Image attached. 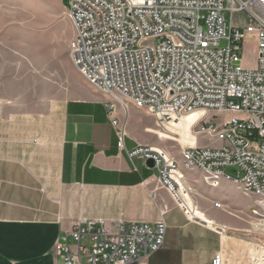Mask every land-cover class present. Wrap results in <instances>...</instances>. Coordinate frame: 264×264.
I'll return each mask as SVG.
<instances>
[{
  "label": "built area",
  "instance_id": "1",
  "mask_svg": "<svg viewBox=\"0 0 264 264\" xmlns=\"http://www.w3.org/2000/svg\"><path fill=\"white\" fill-rule=\"evenodd\" d=\"M66 13L74 27L71 60L89 85L109 96L108 110L127 102L146 108L163 133L177 118L201 112L194 143L181 145L179 158L148 145L127 155L153 162L158 185L187 218L200 221L197 180L187 182L193 175L210 188L234 183L251 198L249 214L264 229V0H68ZM247 38L253 68L242 62ZM124 135L122 128L119 147ZM213 207L222 208V201ZM165 232L163 219H80L54 250L62 264H147ZM207 264H224L223 254Z\"/></svg>",
  "mask_w": 264,
  "mask_h": 264
},
{
  "label": "crops",
  "instance_id": "2",
  "mask_svg": "<svg viewBox=\"0 0 264 264\" xmlns=\"http://www.w3.org/2000/svg\"><path fill=\"white\" fill-rule=\"evenodd\" d=\"M0 38V264H62L54 244L80 219L148 224L163 219L164 242L147 264H207L216 252L224 264L248 263L246 254L257 245L255 238L245 239L253 236L246 222H256L249 212L239 216L227 210L225 216L207 211L202 202L194 213L200 221L187 218L158 185L152 162L127 155L158 142L125 133L118 146L124 125L114 126L112 119L118 120L123 105L108 110L109 96L50 97L43 109H27L19 78L11 80L6 70L3 52L9 43ZM153 126L146 125L145 132L155 134ZM200 185L197 180L195 189ZM220 189L240 192L224 180ZM243 197L250 205L251 198ZM210 208L218 209L213 203ZM205 235L214 236L212 249L193 262L188 243L203 247Z\"/></svg>",
  "mask_w": 264,
  "mask_h": 264
},
{
  "label": "rangeland",
  "instance_id": "3",
  "mask_svg": "<svg viewBox=\"0 0 264 264\" xmlns=\"http://www.w3.org/2000/svg\"><path fill=\"white\" fill-rule=\"evenodd\" d=\"M67 5L68 0H0V37L2 36L3 41L9 43V51L3 52V57L9 60L6 70L11 80L15 77L19 78L20 90L26 92L27 109L32 106L43 109L50 97L106 96L86 82L71 60L69 43L74 35V27L66 13ZM224 15L228 23L229 13L225 12ZM242 62L246 68H253L256 62L255 49L248 38L244 40ZM125 104L118 105L119 112L116 117L119 124L124 125L127 136L154 138L158 142L156 147L165 149L176 158L180 155V143L188 145L194 143L190 128L194 119L200 115L199 112L185 115L171 122L173 126L168 129L181 136L162 133L158 130L155 131L159 134L160 137H158L144 130V127L151 122L155 128L154 119L148 114L146 108L136 107L130 102ZM203 143V139L199 138L198 144ZM224 171L231 176L236 175L231 167H226ZM194 179L201 183L198 189H195L198 193L199 207L203 202L202 205L207 211H215L225 216L227 210H232L239 216L249 212V201L247 202L241 191L240 193L235 189L210 188L205 186L201 179L197 177ZM217 200L222 201V208L211 209L210 203ZM252 223L246 222V225L249 230H252L253 236L250 235L252 238L247 236L245 239L253 241L255 238L257 245L251 251L248 250L251 254L247 252L246 262L264 264V256L263 260H260V253L264 255V229ZM202 238L207 240L202 243L203 247L198 248L195 242L188 243L193 262L205 258L212 249L214 236L205 235Z\"/></svg>",
  "mask_w": 264,
  "mask_h": 264
},
{
  "label": "bare ground",
  "instance_id": "4",
  "mask_svg": "<svg viewBox=\"0 0 264 264\" xmlns=\"http://www.w3.org/2000/svg\"><path fill=\"white\" fill-rule=\"evenodd\" d=\"M195 112H199L200 115H199L197 118L194 119V122H193V124L191 125V128H190V132H191V133H192V126L195 124L196 120L201 116V112H200V111H195ZM195 112H192V113H195ZM192 113H190V114H192ZM187 115H189V114H187ZM162 133H163V132H162ZM165 133H173V132H171V131L169 130V132H165ZM173 134H175L176 136H177V135H180L179 133H173ZM180 136H181V135H180ZM192 137L194 138L193 134H192ZM180 144H181L182 146L186 145V144H182V143H180ZM253 223H254L255 226L259 227L257 224H255V222H253ZM259 228H261V227H259ZM261 229H263V228H261Z\"/></svg>",
  "mask_w": 264,
  "mask_h": 264
},
{
  "label": "water",
  "instance_id": "5",
  "mask_svg": "<svg viewBox=\"0 0 264 264\" xmlns=\"http://www.w3.org/2000/svg\"><path fill=\"white\" fill-rule=\"evenodd\" d=\"M150 162H152L151 160H149ZM152 164H153V162H152ZM201 223H203V222H201ZM204 224V223H203Z\"/></svg>",
  "mask_w": 264,
  "mask_h": 264
}]
</instances>
